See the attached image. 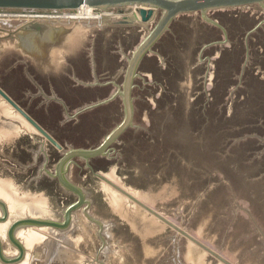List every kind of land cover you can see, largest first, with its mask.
<instances>
[{
	"label": "rangeland",
	"instance_id": "1",
	"mask_svg": "<svg viewBox=\"0 0 264 264\" xmlns=\"http://www.w3.org/2000/svg\"><path fill=\"white\" fill-rule=\"evenodd\" d=\"M24 13L0 10L3 15ZM105 13L99 20L75 22L82 31L77 59L84 64L73 67L74 80L87 83L92 97L104 90L95 88L108 85L105 98L77 103L72 96L81 87L10 88L6 72L13 69L12 54L0 56V87L64 150L94 148L123 118L120 97L76 115L121 86L133 51L129 44L140 34L128 29L133 35H126L124 26L116 24L124 15L116 10ZM208 18L222 30L199 15L179 17L154 47L155 54L143 59L132 91L133 126L113 145L124 156L121 167L116 164L104 173L102 158L89 160L88 166L76 160L67 178L82 190L88 205L73 213L67 230L16 231L25 243L26 233L34 238L20 264H68L63 255L76 264H264V108H259L264 93L250 99L258 116L240 123L236 114L252 94L255 78L264 81V19L258 6ZM9 19L0 18V23ZM152 56L161 70L171 65L170 72L174 68L179 74L161 81ZM91 71L97 78H90ZM150 72L158 80L152 81ZM0 113V191L23 208L22 218L40 211V218L61 222L64 210L77 201L48 176L61 153L1 100ZM2 125L16 129L12 139ZM122 175L129 185L123 184ZM121 194L124 218L111 215L110 197ZM13 216L8 210V225ZM89 219L102 224V230ZM0 241L4 256H16L5 237Z\"/></svg>",
	"mask_w": 264,
	"mask_h": 264
},
{
	"label": "water",
	"instance_id": "2",
	"mask_svg": "<svg viewBox=\"0 0 264 264\" xmlns=\"http://www.w3.org/2000/svg\"><path fill=\"white\" fill-rule=\"evenodd\" d=\"M253 6H258L264 19V0H0V10H20L25 12L73 11L80 7H87L105 12L106 10L114 9L117 15H124L120 21L116 22L118 25L124 26L132 24L129 18H134L141 24L154 22V26L142 37L127 59L121 86H116V90L111 93L106 100L86 106L76 112V115L81 114L84 111L108 103L116 97H120L124 112L122 120L94 148H70L64 150L63 146L60 145L50 133L42 128L40 124L29 116L6 92H4L3 89L0 88V100L21 118L33 134L41 137L45 143L61 153V157L54 166L53 175L48 174V176L51 179H55L62 189L73 193L78 198L75 203H72L64 210L63 220L61 222L42 218H15L8 225L5 238L10 246L16 249L17 254L10 258L4 256L0 241V264H20L25 258V250L15 236L16 231L27 227L48 228L56 232L67 230L69 229L68 227H70L73 213L77 212L84 204L88 205L82 190L74 186L68 180V170L73 165H76V160L85 161L88 166L89 160L105 156L109 148L117 143L119 138L133 126L134 106L132 91L135 87L134 82L138 78L139 66L145 57L155 54L153 51L154 47L169 30L173 21L183 16L199 15L213 27L222 30L217 22L208 18L209 14L247 9ZM25 30L28 32V40L39 43L54 42L57 38L59 41L61 40L64 42L68 38V40H71L73 37V40H76V38L79 39V37L82 36V31L77 25L74 30L64 32L59 30L51 31L38 27H26ZM18 40L20 42L18 49L24 53H36L45 50L41 45L24 46L23 43L25 40L22 37L18 38ZM56 47L61 51L67 50L62 44ZM144 209L146 210V208ZM0 210L2 212L0 224H4L8 219V207L1 199ZM135 210L137 213V208H135ZM138 213L141 214V212ZM85 216L87 215L85 214ZM90 221L95 223L98 228L102 230V224L92 219Z\"/></svg>",
	"mask_w": 264,
	"mask_h": 264
},
{
	"label": "flooded vegetation",
	"instance_id": "3",
	"mask_svg": "<svg viewBox=\"0 0 264 264\" xmlns=\"http://www.w3.org/2000/svg\"><path fill=\"white\" fill-rule=\"evenodd\" d=\"M7 21H12V24H7ZM0 23V56L4 51H8L12 54L10 60H12V71L6 72V77L8 78V87L20 88V89H32V90H58V89H74L76 87H81L86 89L88 87L87 83L84 86L83 83L76 82L74 77L77 76L73 70V67L76 69L77 66L80 68L84 61L77 59L79 50V40L66 39L64 42L57 38L54 42H32L28 40V32L25 30L26 27H38L44 28L46 30H59V31H72L75 29V22H64L59 20H49V19H40L32 17H15L9 20H2ZM24 38V46L30 47V45L38 46L41 45L45 50L40 52H22L18 49L20 44L18 38ZM66 37V36H65ZM64 37V38H65ZM63 38V39H64ZM61 44L67 49L64 51L58 50L57 45ZM7 55V54H6ZM94 71L90 72V78H97ZM76 78V77H75ZM71 80V83L67 81ZM66 81V85L60 83ZM93 83V82H92ZM111 85V84H110ZM98 87V86H97ZM107 88L108 85H101L99 88ZM1 88V87H0ZM3 89V88H1ZM118 145V144H117ZM97 146V145H96ZM94 146V147H96ZM119 155L117 158L114 155ZM113 156V157H112ZM98 158V157H97ZM104 159L105 167L102 168L104 173H107L111 166L118 164L121 167L122 159L124 158L123 154H120V151L113 148V145L109 148L108 153L105 156L99 157ZM97 161H101L100 159ZM94 160V159H91ZM120 160V162H119ZM90 163V161H88ZM113 165H112V164ZM116 168V167H115ZM117 169V168H116ZM119 169V168H118ZM119 174V173H118ZM123 184L129 185V178L122 175ZM109 182V181H108ZM107 187V186H106ZM115 187V186H113ZM111 190V188L109 187ZM116 189V188H115ZM113 189V190H115ZM118 189V188H117ZM121 192V191H120ZM124 194V193H123ZM124 197V195H123ZM6 200H9L8 197H5ZM78 199V198H77ZM12 203V201H9ZM107 203V202H105ZM107 208L111 209L108 204ZM112 211V210H111ZM113 216L117 217L118 215L112 211Z\"/></svg>",
	"mask_w": 264,
	"mask_h": 264
},
{
	"label": "crops",
	"instance_id": "4",
	"mask_svg": "<svg viewBox=\"0 0 264 264\" xmlns=\"http://www.w3.org/2000/svg\"><path fill=\"white\" fill-rule=\"evenodd\" d=\"M129 21L132 22V24L130 25H124V31L126 33V35H133V34H130L129 30L128 29H134L135 31H137L138 33H142V31L146 28V27H149L150 25H152V23H154L153 21L148 23V24H141L138 20L134 19V18H129ZM136 35L134 36V41L130 42V46H133L132 49H134V47L138 44V42L141 40V37L139 38V35ZM0 121L1 120V113H0ZM5 129L6 131H3V132H7V138L10 137V139H12L11 137L13 135L16 134V129H9L8 127L2 125V129ZM0 130H1V125H0ZM104 180V182H106L107 180L102 178ZM107 183H109L107 181ZM106 185V184H105ZM1 186V185H0ZM2 187V186H1ZM108 187V186H107ZM120 191V190H119ZM107 194L110 196V193H109V190H106ZM124 193V192H123ZM5 197H7L3 192L0 191V199H3L4 202L6 203L7 207H8V210H9V214L11 215H14L12 218H19V217H24V216H20L23 214L24 210L22 207H20L19 205L17 204H14L13 201L10 199V200H6ZM111 199V208L113 209V212L114 213H117L118 216L120 217H123L124 218V197L121 195H117L116 196H111L110 197ZM9 201H12V203H10ZM110 203V202H109ZM11 204V206L9 205ZM30 208V207H29ZM30 212V210H28ZM37 215L35 213V215H32V212L29 214V218H40L39 216H42L44 214V212H40V211H37ZM39 214H42V215H39ZM28 216V215H27ZM26 217V216H25ZM150 223V221H149ZM149 224H146L145 227L148 228ZM8 227V223H4V224H0V238L4 239L5 237V232H6V229ZM93 231V230H91ZM18 232H21L18 231ZM17 232V233H18ZM31 235L32 233H26V243L29 242L28 244H26L25 242H23L21 239H19L18 235L16 234V238L17 240L21 243V245L24 247V250L25 252H28L27 250L30 249L31 247L33 248L34 246H32V244L34 245V238H31ZM27 238H28V241H27ZM62 239V238H61ZM29 247V248H28ZM31 248V249H32ZM46 252L45 253H49L48 249H46ZM48 255V254H47ZM61 259V257H60ZM62 259H64L66 261V263L68 264H76L77 260L76 259H72L70 258L69 256H65L63 255L62 256ZM75 263H74V261ZM78 264V263H77Z\"/></svg>",
	"mask_w": 264,
	"mask_h": 264
},
{
	"label": "trees",
	"instance_id": "5",
	"mask_svg": "<svg viewBox=\"0 0 264 264\" xmlns=\"http://www.w3.org/2000/svg\"><path fill=\"white\" fill-rule=\"evenodd\" d=\"M231 50H228V52H225L226 55H229L231 54L230 53ZM223 55H221V57L218 59V61H221V59H223L224 57V53H222ZM153 57V58H152ZM151 58L149 59H153L155 62L157 61L155 56H152ZM173 67V66H172ZM155 68L156 70L158 71L159 75L162 76V79L161 81L163 82H166L168 79V76L171 75V77H173V74L176 72L177 75L179 74V72L177 71V69L175 70L174 68L172 69V71L170 72V68H171V65L170 67H166L165 69L161 70L156 62L155 64ZM227 72H224V74L222 75V77L224 78V81H230V79L227 78ZM150 74L152 75V81H156L158 80L157 77L154 78V74L150 72ZM90 76V75H89ZM180 76V75H179ZM232 77V76H231ZM255 78V77H253ZM255 86H253L254 90H252V94L250 93L249 91V94H247V101L246 102H242L241 105H239V107L237 106L236 108V114L238 117L242 118V120L240 121V123L242 122H245V121H248L252 118H254L255 116H258L260 114V111L258 112L257 110L253 111L252 109V104L250 102V99H252V96L255 94V93H258V94H261L263 95L264 93V81H259L255 78ZM95 89H104L103 90V93L102 94H98V96H94L92 97L93 95L90 94V92H87L88 90L84 89V88H81L76 94L73 93V96H72V99L73 101L75 102H80V101H90V100H95L97 99L98 97L99 98H105L111 91L110 88H95ZM88 93L90 94V96H88ZM92 93V92H91ZM227 94V90L224 91V97L225 95ZM87 96V98H86ZM71 97V96H70ZM68 98H66L65 100H67ZM71 99V98H70ZM261 99V98H259ZM244 101V100H242ZM255 102V101H254ZM256 103V102H255ZM254 104V103H253ZM259 108H264V106H259ZM235 118V113L232 114V120ZM39 124V123H38ZM257 183V182H256Z\"/></svg>",
	"mask_w": 264,
	"mask_h": 264
},
{
	"label": "built area",
	"instance_id": "6",
	"mask_svg": "<svg viewBox=\"0 0 264 264\" xmlns=\"http://www.w3.org/2000/svg\"><path fill=\"white\" fill-rule=\"evenodd\" d=\"M25 12V11H24ZM4 16L3 14H0ZM10 18L15 17H32L49 20H59L64 22H80L82 20H99L103 16H108L107 13L93 10L87 7H80L73 11H31L18 15H7Z\"/></svg>",
	"mask_w": 264,
	"mask_h": 264
},
{
	"label": "bare ground",
	"instance_id": "7",
	"mask_svg": "<svg viewBox=\"0 0 264 264\" xmlns=\"http://www.w3.org/2000/svg\"><path fill=\"white\" fill-rule=\"evenodd\" d=\"M7 17H10V16H7V15L1 16L0 15V18H7Z\"/></svg>",
	"mask_w": 264,
	"mask_h": 264
}]
</instances>
